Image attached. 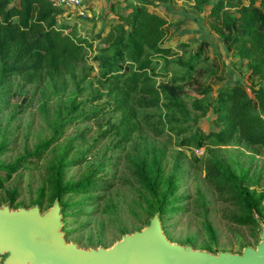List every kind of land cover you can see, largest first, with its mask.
<instances>
[{
    "label": "rangeland",
    "instance_id": "374dc122",
    "mask_svg": "<svg viewBox=\"0 0 264 264\" xmlns=\"http://www.w3.org/2000/svg\"><path fill=\"white\" fill-rule=\"evenodd\" d=\"M143 1L167 21L163 46L174 53L169 59L186 61L200 53L192 79L181 85L179 100L190 119L177 125L184 130L180 136L167 126L165 135L158 137L143 125L125 139L111 130L119 112L113 94L107 95L108 88L98 79L94 57L111 27ZM209 10L210 5H205L199 12L194 0H86L83 7L63 16V22L90 44H86L85 62L77 66L74 78L50 81L16 71L4 75L2 69L9 65L0 59V207L36 206L44 213L58 201L65 242L82 249L110 248L124 235L143 229L154 215L160 216L163 234L171 243L213 254H241L245 247L255 248L264 225V155L260 148L238 139L220 147L179 146L190 132L221 129L212 109L222 87L242 83L255 99L256 109L264 110V79L251 75L248 62L239 59L211 30ZM162 66L160 61L155 72ZM170 71L167 77L154 78L155 86L185 72L174 66ZM201 89L207 94H201ZM159 102L162 105L164 100ZM196 104L208 105L206 114L195 109ZM100 110V116L90 121L69 120ZM145 113L155 114L151 119L155 122L167 115L165 110ZM62 125L65 128L58 136L55 131ZM53 137L56 142L34 156ZM211 156L227 165L251 193L262 196L260 213L252 215L256 225L240 226L227 220L244 216L247 209L221 201L214 192L202 165ZM63 157L64 166L54 173L53 167ZM74 161L77 164H71ZM140 164L145 180L139 175ZM56 176L61 186L91 177L99 190L56 196ZM4 257L0 255V264Z\"/></svg>",
    "mask_w": 264,
    "mask_h": 264
},
{
    "label": "trees",
    "instance_id": "16d2710c",
    "mask_svg": "<svg viewBox=\"0 0 264 264\" xmlns=\"http://www.w3.org/2000/svg\"><path fill=\"white\" fill-rule=\"evenodd\" d=\"M243 1L194 0V6L202 12L205 5H210L208 17L211 30L239 59L248 62L251 75L264 79V0H246L247 5ZM148 4L143 1L132 6L127 16L120 17L119 24L111 27L103 48L94 57L98 79L108 88L107 95L113 94V101L117 104L115 111L119 112L118 123L111 130L121 134L122 139L141 125L157 137L165 135V126L180 136L184 130L177 125L190 119L188 111L180 103L179 94L182 92L181 85L192 79L200 53L186 61L169 59L174 53L171 47L163 46L169 30L167 21L149 10ZM229 9H235V13ZM65 12L53 0H0V59L9 65L6 70L2 69V73L8 75L16 71L29 77L38 74L49 80L74 78L77 66L85 62L86 44H90L63 22ZM100 37L98 34L97 38ZM181 46H186V43H181ZM160 61L163 66L155 72ZM171 66L184 69V74L171 76L155 86L154 78L167 77ZM200 93L207 94L204 89ZM159 100H164L162 105ZM195 109L204 115L208 105L202 107L196 104ZM146 110H165L167 115L164 119L159 116L155 122L151 120L155 114L147 115ZM212 111L217 115L216 121L222 125L221 129H211L208 133L201 130L190 132L182 137L179 146L187 149L220 147L238 139L259 147L264 155V110L256 109L255 99L242 83L222 87L217 92L216 106ZM100 114L101 110L81 113L69 120L86 122L98 118ZM64 128L62 125L55 134L59 136ZM57 138L53 137L39 146L34 156L39 157L41 150L49 148ZM63 160L64 157L55 164L54 173L60 172ZM71 164L77 163L74 161ZM202 165L206 179L221 201L247 209L244 216H229L227 220L240 226L256 225L252 215L253 212L260 213L262 196L251 193L227 165L212 156L206 158ZM138 169L144 179V165L140 164ZM4 170L14 172L12 168ZM55 178L56 196L99 190L91 177L65 186L59 184L58 176Z\"/></svg>",
    "mask_w": 264,
    "mask_h": 264
},
{
    "label": "water",
    "instance_id": "95a60500",
    "mask_svg": "<svg viewBox=\"0 0 264 264\" xmlns=\"http://www.w3.org/2000/svg\"><path fill=\"white\" fill-rule=\"evenodd\" d=\"M61 228L58 201L44 213L36 206L17 210L0 207L2 264H264V225L256 247H245L241 254H213L171 243L163 234L158 215L107 249L67 244Z\"/></svg>",
    "mask_w": 264,
    "mask_h": 264
},
{
    "label": "built area",
    "instance_id": "2783aa9c",
    "mask_svg": "<svg viewBox=\"0 0 264 264\" xmlns=\"http://www.w3.org/2000/svg\"><path fill=\"white\" fill-rule=\"evenodd\" d=\"M57 6L63 7L65 11H72L74 9H78L83 7L86 0H53ZM81 15L84 12H80Z\"/></svg>",
    "mask_w": 264,
    "mask_h": 264
}]
</instances>
